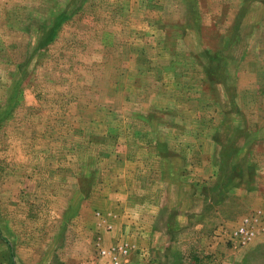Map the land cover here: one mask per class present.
<instances>
[{
	"label": "rangeland",
	"instance_id": "rangeland-1",
	"mask_svg": "<svg viewBox=\"0 0 264 264\" xmlns=\"http://www.w3.org/2000/svg\"><path fill=\"white\" fill-rule=\"evenodd\" d=\"M113 254L264 264V0H0V264Z\"/></svg>",
	"mask_w": 264,
	"mask_h": 264
},
{
	"label": "built area",
	"instance_id": "built-area-1",
	"mask_svg": "<svg viewBox=\"0 0 264 264\" xmlns=\"http://www.w3.org/2000/svg\"><path fill=\"white\" fill-rule=\"evenodd\" d=\"M236 233L241 236V238L243 240H248L249 238H251L252 235V231L248 230V228H246L245 226H240L238 228V230L236 231ZM129 249L127 247H123L121 249V251L119 252V254L121 255V257H125L128 254ZM107 253V252H106ZM121 259L120 257L116 254L112 256V264H121ZM123 264V263H122Z\"/></svg>",
	"mask_w": 264,
	"mask_h": 264
}]
</instances>
